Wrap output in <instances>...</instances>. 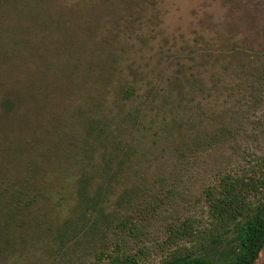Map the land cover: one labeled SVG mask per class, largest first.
Here are the masks:
<instances>
[{"label":"rangeland","instance_id":"1","mask_svg":"<svg viewBox=\"0 0 264 264\" xmlns=\"http://www.w3.org/2000/svg\"><path fill=\"white\" fill-rule=\"evenodd\" d=\"M263 30L264 0H0V184L38 192L21 227H7L0 264H87L84 249L60 252L53 237L72 211L79 177H93L90 193L105 184L84 156L87 115L114 119L119 85L145 97L182 69L208 89L190 100L198 109L171 113L154 95L158 103L130 138L132 163L107 191L113 205L131 190L139 211L133 233L124 231L126 248L157 261L170 226L205 216L208 183L264 156V91L254 99L231 92L230 63L246 57H218L231 43L241 57L264 52ZM171 117L180 132L162 122ZM223 126L233 130L209 148L187 147L191 135ZM255 264H264V246Z\"/></svg>","mask_w":264,"mask_h":264},{"label":"trees","instance_id":"2","mask_svg":"<svg viewBox=\"0 0 264 264\" xmlns=\"http://www.w3.org/2000/svg\"><path fill=\"white\" fill-rule=\"evenodd\" d=\"M232 44L230 48L219 49V59L228 63L236 56L246 59L230 63L231 75L237 78L231 92L236 88L247 90L252 92L253 99L257 98L264 91V52L241 57L238 47ZM200 57L206 61L211 53L204 51ZM214 81L218 82L217 79ZM204 85L178 69L167 88H154L145 97L138 93L140 88L136 89L129 83L119 85L114 119L87 115L85 140L89 139L91 143L84 146V156L105 184L90 193L93 177L88 171L79 177L72 211L53 235L58 251L84 249L85 255L90 256L87 264H146L144 248L136 252L126 248L124 231L130 228V233H133L132 224L135 222L132 216L139 211L136 199H131V190H125L112 205L107 191L122 177L125 165L132 163L135 151L130 138L135 131L142 129L150 106L162 100L170 104L171 113L197 110L198 106L191 107L190 100L197 92H200L198 96L206 95L208 89ZM154 95L159 96L158 102ZM240 117L243 116L240 114ZM162 122L174 126L178 132L182 130V123L178 124L173 117ZM223 127V132L217 130L218 133L214 131L205 136H201L199 131L190 136V145L187 141L184 145L209 148L214 141L220 140L222 134L233 130L230 126ZM203 196L205 216L202 219L186 218L170 226L162 242L160 256L153 264H255L264 246V156L254 159L246 167L219 174L204 187ZM37 197L36 191L25 192L21 187L9 189L0 184V253L9 243L7 227L12 224L15 229L20 228V220ZM111 206L114 209L109 210ZM112 216H117L119 221L110 226L107 218ZM102 222L107 224L103 226L106 228L101 227ZM105 229H111L112 237Z\"/></svg>","mask_w":264,"mask_h":264}]
</instances>
